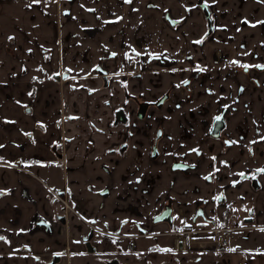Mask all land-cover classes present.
Listing matches in <instances>:
<instances>
[{"label":"flooded vegetation","instance_id":"1","mask_svg":"<svg viewBox=\"0 0 264 264\" xmlns=\"http://www.w3.org/2000/svg\"><path fill=\"white\" fill-rule=\"evenodd\" d=\"M231 1L202 0L181 18L166 10L171 27L189 28L167 31L150 51L126 49L117 75L108 62L118 54L108 51L96 68V120L67 112L77 86L64 84L67 71L54 74L63 98L57 137L30 159L46 166L37 178L59 206V227L36 215L31 228L61 233L69 217L86 228L45 264H70L78 242L95 260L127 264L124 255L140 257L136 246L148 235L149 264H264V67H256L264 65V0L255 8H242L249 0L229 8ZM85 91L91 104L94 90ZM94 186L122 215L117 222L78 208L75 198Z\"/></svg>","mask_w":264,"mask_h":264},{"label":"crops","instance_id":"2","mask_svg":"<svg viewBox=\"0 0 264 264\" xmlns=\"http://www.w3.org/2000/svg\"><path fill=\"white\" fill-rule=\"evenodd\" d=\"M200 1H0V264H45L68 238L80 237L86 228L76 227L79 219L69 217L63 231H55L59 227L55 220L59 206L52 200L46 184L38 180L36 171L45 170L46 166L30 159L44 156L48 144L57 137L54 123L63 98L56 92L60 81L54 74L67 71L64 84L77 86L71 96L76 103L70 101L67 112L89 114L96 120L92 112L100 101L98 92L103 83L96 68L102 57L108 51L117 52V58L108 62L109 70L117 75L123 67L121 57L126 49L140 45L143 51H150L156 40L169 35L167 31L175 35L189 28L184 24L171 27L164 15L166 10L181 18L187 8H200ZM239 1L232 0L235 5L228 7L237 8ZM261 4L264 6V2ZM257 5L249 0L242 8ZM112 81L114 84L115 80ZM86 87L94 90L91 104L79 93L86 92ZM41 124L49 129L45 134ZM46 157L51 159L53 154ZM27 160L31 167L24 166L23 161ZM228 174L232 176L234 172ZM98 188L82 190L85 198L79 195L75 198L78 208L88 218L106 221L110 218L114 223L117 217V222L122 215H113L111 201L102 198ZM154 208L155 204L151 203L146 212ZM36 215L50 221L55 230L51 233L41 227L32 229ZM152 243L150 235L141 237L135 249L141 256L126 254V263L149 264L151 254L147 251ZM102 247L100 244L99 248ZM73 250L70 264H104L89 255L82 242L74 243Z\"/></svg>","mask_w":264,"mask_h":264},{"label":"snow or ice","instance_id":"3","mask_svg":"<svg viewBox=\"0 0 264 264\" xmlns=\"http://www.w3.org/2000/svg\"><path fill=\"white\" fill-rule=\"evenodd\" d=\"M40 2V0H34V3H39ZM206 6V5H205ZM11 39V38H10ZM198 43H199V41H198ZM248 66H245V68H247ZM256 67H264V65H257ZM216 119L217 120H219L220 119V117H216ZM257 171H260V172H264V169H259V170H257ZM240 175L241 176H243L244 174L243 173H240ZM206 179H207V177H206ZM217 199H219V197H217ZM262 230H264V229H262ZM0 239H2V237H0Z\"/></svg>","mask_w":264,"mask_h":264},{"label":"rangeland","instance_id":"4","mask_svg":"<svg viewBox=\"0 0 264 264\" xmlns=\"http://www.w3.org/2000/svg\"><path fill=\"white\" fill-rule=\"evenodd\" d=\"M198 179V178H197ZM207 181V180H206ZM205 180H201V185L204 187L203 188V190L202 191H204V190H206V189H208L209 187H208V184L210 183V182H206ZM191 211H193V210H191ZM194 212V211H193ZM193 212L191 213V214H193Z\"/></svg>","mask_w":264,"mask_h":264},{"label":"water","instance_id":"5","mask_svg":"<svg viewBox=\"0 0 264 264\" xmlns=\"http://www.w3.org/2000/svg\"><path fill=\"white\" fill-rule=\"evenodd\" d=\"M101 72H102V71H101ZM47 224H49V223H47ZM49 225H50V224H49ZM49 231L51 232V229H49ZM88 249H89V250H91L92 248H90V247H89ZM54 260H57V259H54ZM54 260H53V261L51 260V262H50V263H53V262H55Z\"/></svg>","mask_w":264,"mask_h":264},{"label":"trees","instance_id":"6","mask_svg":"<svg viewBox=\"0 0 264 264\" xmlns=\"http://www.w3.org/2000/svg\"><path fill=\"white\" fill-rule=\"evenodd\" d=\"M0 1H9V0H0Z\"/></svg>","mask_w":264,"mask_h":264}]
</instances>
